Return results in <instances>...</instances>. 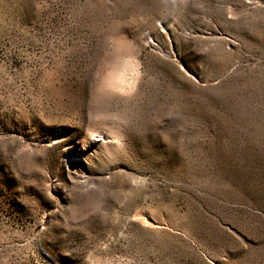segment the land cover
<instances>
[{
  "label": "rangeland",
  "instance_id": "1",
  "mask_svg": "<svg viewBox=\"0 0 264 264\" xmlns=\"http://www.w3.org/2000/svg\"><path fill=\"white\" fill-rule=\"evenodd\" d=\"M0 264H264V0H0Z\"/></svg>",
  "mask_w": 264,
  "mask_h": 264
},
{
  "label": "bare ground",
  "instance_id": "2",
  "mask_svg": "<svg viewBox=\"0 0 264 264\" xmlns=\"http://www.w3.org/2000/svg\"><path fill=\"white\" fill-rule=\"evenodd\" d=\"M96 141H98V139H93L90 145L95 143ZM82 161L83 159L81 158V153L67 156V158L63 161V167L67 177H69L70 179H72L74 176L76 177L77 168L81 165L79 163H83Z\"/></svg>",
  "mask_w": 264,
  "mask_h": 264
}]
</instances>
